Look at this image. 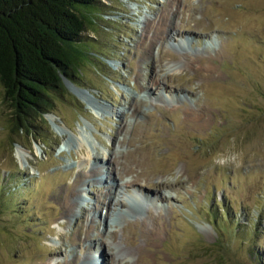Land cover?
<instances>
[{
    "label": "rangeland",
    "instance_id": "obj_1",
    "mask_svg": "<svg viewBox=\"0 0 264 264\" xmlns=\"http://www.w3.org/2000/svg\"><path fill=\"white\" fill-rule=\"evenodd\" d=\"M101 6L80 79L34 123L39 135L13 129L0 82V264H264V0ZM112 153L139 181L119 188L107 225ZM137 188L165 199L137 203Z\"/></svg>",
    "mask_w": 264,
    "mask_h": 264
},
{
    "label": "trees",
    "instance_id": "obj_2",
    "mask_svg": "<svg viewBox=\"0 0 264 264\" xmlns=\"http://www.w3.org/2000/svg\"><path fill=\"white\" fill-rule=\"evenodd\" d=\"M102 0H0V82L13 129L39 135L55 95H64L92 50L85 32ZM92 53V52H91Z\"/></svg>",
    "mask_w": 264,
    "mask_h": 264
},
{
    "label": "bare ground",
    "instance_id": "obj_3",
    "mask_svg": "<svg viewBox=\"0 0 264 264\" xmlns=\"http://www.w3.org/2000/svg\"><path fill=\"white\" fill-rule=\"evenodd\" d=\"M133 6V5H132ZM135 6V8H139V6H137V4L136 5H134ZM146 21V20H145ZM75 90H76V92L79 94V95H81V97H83L85 100H87V102H88V105H92V107H98L97 106V101L95 100V99H93V96L94 95H92L91 93H89L87 90H85V89H82V88H75ZM189 112H190V109L189 108H186ZM119 113H122V110H119ZM134 113V110L132 111V116L134 115L133 114ZM123 115H125L124 114V112H123ZM125 117H126V119H127V117H129V114L127 115H125ZM123 119V118H122ZM53 120H55V119H53ZM123 125L124 126H127L128 125V122L126 121H123ZM78 139V142H79V144L80 145H82L84 142H85V140L84 139H80V138H77ZM72 140V139H71ZM121 142V141H120ZM109 149H111V148H109ZM118 149V148H117ZM88 154H87V157L90 159V156H91V153L90 152H87ZM102 156V155H101ZM105 157V156H104ZM108 158L112 161L111 163H113L115 166H113V167H110V169H109V173L111 174V176H112V174H113V181L112 180H109L108 179V181H110L109 182V184H114L113 182H116V191H115V194L113 195V196H111V198H110V200H108L107 198H106V200L107 201H109V205H108V211H107V225H109L110 223H111V221L109 220L111 217H113V212L115 213V211H116V208H112L113 207V204H115V205H117V204H120V203H123L122 201H121V199L119 198V196H118V194L120 195L121 194V191H119V188H123L124 186H129V185H132V184H135V183H137L138 181H139V178H136L135 180H133V181H131V182H129V181H125L124 180V171H123V168H120V167H118V165H117V163L119 162V160H118V155L116 154V153H112L111 155H109L108 156ZM85 160H88L87 158L85 159ZM105 161H106V159H105ZM88 163V162H87ZM95 165V164H94ZM95 166H97V165H95ZM94 167V166H93ZM92 168V167H91ZM90 168V169H91ZM87 170L88 172H86V171H84V172H86L85 174H81V179H79L78 181H77V183H76V185L75 186H73L72 188H71V190H70V192L65 196V198L63 199V206H64V210H65V213L66 214H71L72 212H73V209H74V206H75V196L76 195H78L79 193V185L81 184V181H83L84 180V178H85V176H93V177H95V176H98V175H101L102 174V170L99 168V166L98 167H95V168H93V169H91V170ZM104 169V168H103ZM127 170H131V168H127V166H126V169H125V171H127ZM107 172V171H106ZM108 173V172H107ZM108 175V174H107ZM109 177H110V175H109ZM131 178H132V176H131ZM130 178V179H131ZM145 178H147L148 179V175H145ZM98 179V178H97ZM142 179H144V178H142ZM128 180V179H127ZM99 181H102V180H99ZM104 181H105V179H104ZM142 181V180H141ZM108 184L106 183V186H107ZM135 188V187H134ZM100 190H102V189H100ZM104 190V189H103ZM125 190H127V188H124V189H122V194H121V197H125ZM112 188L111 187H109V191H107L106 193H105V195H110V194H112ZM118 192V193H117ZM158 192V188H157V191H155V193H157ZM154 193V192H153ZM99 194V193H98ZM161 194H163V193H161ZM129 197H131V196H133L134 198H135V201H137V203L139 202V203H142V202H144V201H151L152 203L154 202L155 203V199L156 198H158V200H160L161 198H163V197H160V196H157V195H147L146 193L144 194L142 191H140L139 190V188H137V194L136 195H128ZM148 196H151V197H148ZM98 197V201L99 202H101L102 201V199H103V194H100L99 196H97ZM163 199H165V198H163ZM123 200V199H122ZM104 202V201H103ZM104 207H106L107 208V206L106 205H103ZM131 207H133V206H131ZM96 209V208H95ZM87 213V212H86ZM82 216V215H81ZM85 220H87V221H89V218H85ZM93 221H94V218L92 219ZM110 221V222H109ZM91 227H94V225L93 226H90V225H88L87 227H86V232H85V234H86V238L87 237H89L90 236V231L92 230V228ZM152 232V239L153 240H156L157 238H158V234L155 232H153V231H151ZM99 233V232H98ZM148 233V232H147ZM99 236V238H100V242L101 243H105L106 242V240H105V238L103 237V235L102 234H99L98 235ZM92 240H97V238H95V239H92ZM91 240V241H92ZM97 241H99V240H97ZM92 245V244H91ZM94 246V245H93ZM92 246V247H93ZM91 247V248H92ZM106 253V252H105ZM108 250H107V255H108ZM104 257V256H103ZM103 260H105L104 261V263H108V261L109 260H107L106 259V256L104 257V259ZM62 264H77V260L76 259H69V260H66V261H64V263H62ZM83 264H89L88 262H84Z\"/></svg>",
    "mask_w": 264,
    "mask_h": 264
}]
</instances>
